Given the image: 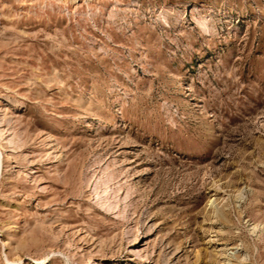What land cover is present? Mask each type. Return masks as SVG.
<instances>
[{
  "label": "rangeland",
  "instance_id": "374dc122",
  "mask_svg": "<svg viewBox=\"0 0 264 264\" xmlns=\"http://www.w3.org/2000/svg\"><path fill=\"white\" fill-rule=\"evenodd\" d=\"M0 264H264V0H0Z\"/></svg>",
  "mask_w": 264,
  "mask_h": 264
}]
</instances>
